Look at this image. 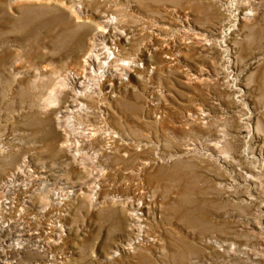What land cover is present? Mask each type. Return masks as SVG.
<instances>
[{
  "label": "rangeland",
  "instance_id": "374dc122",
  "mask_svg": "<svg viewBox=\"0 0 264 264\" xmlns=\"http://www.w3.org/2000/svg\"><path fill=\"white\" fill-rule=\"evenodd\" d=\"M105 37L145 72L84 127L135 151L82 164L59 84ZM0 148V264H264V0H0Z\"/></svg>",
  "mask_w": 264,
  "mask_h": 264
},
{
  "label": "bare ground",
  "instance_id": "6f19581e",
  "mask_svg": "<svg viewBox=\"0 0 264 264\" xmlns=\"http://www.w3.org/2000/svg\"><path fill=\"white\" fill-rule=\"evenodd\" d=\"M78 12L81 15V12L80 11H78ZM76 20L78 22H80L79 20H81V19H79V17H77ZM113 23H114V21H111L110 23L104 21V22H100V24L98 26L103 31H109V30L117 31V28L115 26H113ZM106 39H107L106 37L102 38V40L104 41L108 51H106L102 54L96 53V55H95V50L92 49L91 51L88 52V55L85 57V61H84L85 62V70L83 71V75H85V80L83 82H81V84H83L84 86L83 87L80 86L81 87L80 90H79V86H78V83L80 80L79 78H76V77L69 78L68 82H66V83L62 82L59 84V82H58L59 85H62V86L64 85L65 87L68 85V87L70 88L69 90L75 94V95H73L74 99H75V105H71L66 112L64 111V112H62V114H60V116H58V123L60 124V126L62 128L65 129L64 131H66L65 133H67L66 135H68V138H69L68 141H69V143L71 142L69 145V148H70V152H72L73 158L76 160H79V161H83L84 163H82V164H86L87 162H89V160L92 159L90 156H88V152L84 151L83 146L84 147L88 146V145L94 146V147L97 146L98 147V150H97L98 153H97L96 157H102L103 156L105 158L112 157V158H117V159H123V158H126L128 156L130 157V155H132V150H134L133 145H132L133 147L132 146H126L123 143L122 138L120 137V134L117 131L116 132L115 131H108V130L104 131V130H102L101 127H99V126L97 127V125H92V128H90L89 126L84 127V123H83L84 121L83 120L89 119V118L93 117L95 114H98L101 119L103 117L105 120H107V118L109 117L108 112H109V108H110V106L108 107V105H110L114 101V98L116 95H113V94H115V89H116V86L118 85L119 81L121 84L123 83V77L121 78V76L123 74H124L123 76L128 77L129 84H130V83H132L133 80H135L137 78V76L143 75L145 72V71H142L139 66L135 65L133 67L130 64V62L128 64V66L124 65L121 67V69L123 70V73L116 72V70H114V67L116 66L115 65V62H116L115 58L117 57L116 52L118 49L116 46L115 47L109 46L108 40H106ZM122 41L128 42L129 38H127L126 36H123ZM117 58H119V57H117ZM116 64H117V62H116ZM86 71H88V72H86ZM130 85H132V84H130ZM62 86H60V88ZM57 89H58V87H57ZM101 95H102V97H101ZM82 97H84L86 99L88 98L89 100L90 99L91 100L89 103H84V102H82V99H83ZM75 107H78V109H75ZM108 126H109V124H108ZM67 146H68V144H67ZM2 150L0 148V153L3 152ZM148 164L149 163L146 161V162L142 163V166L146 167V166H148ZM13 183H14V181H11L10 183H8V185H6L5 190L9 189L11 187V184H13ZM45 187H46V184L44 186V190H45ZM74 195H75V191H67L65 193H63V191L62 192H60V191L56 192V196H55L53 202H51L49 204V206H51L52 204H54V205L62 204L63 201L65 199H67V197L73 198ZM97 198H99V197H97ZM95 199L96 198L93 197V199H92L93 202ZM7 202L9 203V201H7ZM3 203H4V201H2L0 203V207H1V204H3ZM139 208H140V206L138 204V209ZM132 216H133V219L135 222L134 228L141 231L142 226H141V224H139L140 217L138 215V211H136L135 213H132ZM138 238L141 239L140 237H138ZM135 244H136V242H131L130 247H133V245H135Z\"/></svg>",
  "mask_w": 264,
  "mask_h": 264
}]
</instances>
